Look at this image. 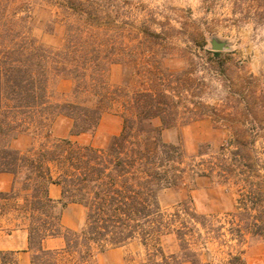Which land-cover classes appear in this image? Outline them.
I'll list each match as a JSON object with an SVG mask.
<instances>
[{"label": "trees", "instance_id": "trees-1", "mask_svg": "<svg viewBox=\"0 0 264 264\" xmlns=\"http://www.w3.org/2000/svg\"><path fill=\"white\" fill-rule=\"evenodd\" d=\"M45 1L61 16L50 18L48 32L57 20L63 22L59 49L33 34L34 16L24 2L21 15L7 13L4 2L0 11V175L14 177L12 189L0 192V218L11 215L16 229L28 231L31 264H96L99 254L134 242L145 248L148 264H202L205 255L196 247L205 249L209 239L227 247H232L224 240L228 234L238 244L247 235L264 241V139H259L264 138V89L257 78L250 75L235 92L236 106H229L235 97L230 66L241 71L243 62L230 50L208 49L200 33L195 53L205 59L202 69L191 52L190 67L167 71L164 62L175 49L169 40L175 36L147 20L136 26L121 12L119 0ZM113 64L128 68L127 85L109 84ZM53 76L73 82L72 100H54ZM214 85L224 89L223 104L205 101ZM107 112L123 121L109 146L78 142L95 133ZM59 117L71 121L70 137L51 140ZM203 120L228 135L218 152H206L205 159L200 153L197 171L192 170L235 191L233 209L221 220L198 214L192 202L168 213L159 200L160 192L179 186L189 169L180 167L182 148L164 142L161 131ZM32 130L45 133L46 140L27 152L13 146ZM51 185L61 188L60 200L50 196ZM70 204L85 210L78 229L62 224ZM168 236L177 240L175 253L165 251ZM57 237L64 240L62 248L44 247L45 240ZM0 264H19L16 252L0 251ZM227 264H244L243 256L231 254Z\"/></svg>", "mask_w": 264, "mask_h": 264}, {"label": "rangeland", "instance_id": "rangeland-1", "mask_svg": "<svg viewBox=\"0 0 264 264\" xmlns=\"http://www.w3.org/2000/svg\"><path fill=\"white\" fill-rule=\"evenodd\" d=\"M4 2L6 12L17 11L21 15L20 4L24 2L34 16L33 34L42 42L54 49H59L63 42L62 21L54 24V31L50 30V18L55 14L61 19L59 10L52 7L45 0H0V11L3 12ZM238 2V3H236ZM120 10L136 26L147 20L150 26L160 30L165 28L175 37L169 43L175 47L169 50V57L164 62L167 71L180 72L190 67V53L199 69L205 64L197 52L200 42V33L208 40L216 37L226 41L230 45V51L237 61L243 62L241 71L231 65L230 82L231 96H235L229 106H236L238 99L235 92L249 82L248 77L257 78L259 88L264 89V0H119ZM195 40V41H191ZM207 48L211 45L207 41ZM201 74V73H200ZM130 72L124 65L113 64L107 73V80L112 87L128 84ZM50 89L55 101L72 100L73 82L70 79L53 76L50 80ZM209 92L206 103L223 104L224 89L214 85ZM122 118L115 112H107L103 115L94 134L80 137L78 142L92 144L99 148L109 146L115 136L122 130ZM160 127V122L153 123ZM71 121L64 117L57 118L49 134L51 140L69 138ZM45 133L30 131L22 133L13 146L22 152H27L32 146L46 140ZM161 136L164 142L180 146L184 152V163L180 165L189 169L183 174V180L179 186L163 189L159 194V200L163 209L173 213L182 202H192L197 213L202 215H214L217 218H225L233 209L236 194L232 188L221 184L213 178L196 175L195 165L201 160L199 154L218 152L222 143L228 138L227 133L214 128L209 120L181 123L178 126L163 129ZM259 139H264L260 138ZM260 141V140H259ZM195 170L192 171V170ZM21 182V179L18 180ZM20 186V185H19ZM69 219L71 223L80 228L85 221L83 207L71 205L69 207ZM28 223V221H25ZM18 222L13 216L0 218V235L7 234L16 229ZM215 226H220L214 222ZM206 233V232H205ZM232 247L221 246L220 239H209L205 249L196 247L200 253L202 264H227L231 254H241L244 264H264V241L259 236L247 235L243 243L238 244L228 234L224 238ZM163 245L167 253L178 251L177 240L173 236L163 239ZM111 251V250H109ZM107 251V252H109ZM209 253L210 256L207 254ZM121 256L124 258L121 264H148L145 248L134 242L117 252L99 254L96 264H119Z\"/></svg>", "mask_w": 264, "mask_h": 264}, {"label": "crops", "instance_id": "crops-1", "mask_svg": "<svg viewBox=\"0 0 264 264\" xmlns=\"http://www.w3.org/2000/svg\"><path fill=\"white\" fill-rule=\"evenodd\" d=\"M14 184V177L10 174H1L0 175V192H8L12 189ZM50 196L54 200L61 199V188L58 185H51L49 188ZM70 204L62 211V224L66 228L77 229L74 223L70 222L69 219V207ZM81 207L80 205H77ZM64 246V240L61 237L50 238L44 241V247L46 249H58ZM126 247V246H125ZM118 248L106 252V255H109L111 252H117L121 249ZM0 251H13L16 252L19 264H31V252L29 250V239H28V231L25 228H20L9 232L7 234L0 235ZM124 258L121 256L119 264L123 262Z\"/></svg>", "mask_w": 264, "mask_h": 264}, {"label": "water", "instance_id": "water-1", "mask_svg": "<svg viewBox=\"0 0 264 264\" xmlns=\"http://www.w3.org/2000/svg\"><path fill=\"white\" fill-rule=\"evenodd\" d=\"M209 44L211 45L212 51L223 52L230 50V45L226 41H221L216 37H211L208 39Z\"/></svg>", "mask_w": 264, "mask_h": 264}]
</instances>
